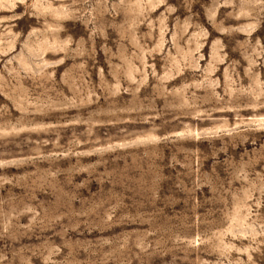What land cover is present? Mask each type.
Wrapping results in <instances>:
<instances>
[{
  "label": "rangeland",
  "instance_id": "374dc122",
  "mask_svg": "<svg viewBox=\"0 0 264 264\" xmlns=\"http://www.w3.org/2000/svg\"><path fill=\"white\" fill-rule=\"evenodd\" d=\"M0 264H264V0H0Z\"/></svg>",
  "mask_w": 264,
  "mask_h": 264
}]
</instances>
